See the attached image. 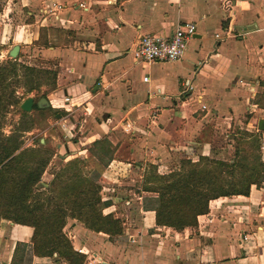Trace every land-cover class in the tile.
Listing matches in <instances>:
<instances>
[{
	"label": "crops",
	"instance_id": "crops-1",
	"mask_svg": "<svg viewBox=\"0 0 264 264\" xmlns=\"http://www.w3.org/2000/svg\"><path fill=\"white\" fill-rule=\"evenodd\" d=\"M55 6L58 17L47 11ZM185 22L194 23L197 33L181 60L135 59L141 36L169 35ZM48 26L72 29L81 39L74 48L45 47ZM22 43L43 44L45 57L59 61L58 87L46 97L48 107L58 117L63 109H85L91 131L79 142L80 154L103 137L116 148L112 165L136 172L149 162L162 173L179 157L214 156V132L230 133L244 124L261 132L264 161V130L258 128L264 118V0H0V45L9 52L20 44L24 51ZM39 100L34 107L46 109ZM69 119L74 125V117ZM116 197L106 200V209L134 201L138 210L132 212L136 224L124 228V240L77 219L65 228L86 261L96 253L109 264H264V181L248 195L212 200L198 225L184 230L157 224L156 192L142 189L136 200ZM32 235L30 226L0 220V264L22 256L17 244H30ZM31 264L68 262L55 254L33 256Z\"/></svg>",
	"mask_w": 264,
	"mask_h": 264
},
{
	"label": "trees",
	"instance_id": "trees-1",
	"mask_svg": "<svg viewBox=\"0 0 264 264\" xmlns=\"http://www.w3.org/2000/svg\"><path fill=\"white\" fill-rule=\"evenodd\" d=\"M2 48L5 46L0 45V50ZM44 77L50 80L47 91L57 89L58 71L39 70L20 62L19 58L0 62V220L33 228L28 246L30 264L33 256L55 254L68 264H86V255L75 249L64 231L69 218L82 221L96 232L108 233L111 239L124 232L120 219L103 212L110 202L103 200V186L96 181L101 173L95 172L93 178H87L77 169L70 174V168L74 166L75 169L77 164L76 160H70L65 168L60 169L59 175L54 174L48 194L42 192L40 189L44 185L41 179L49 165L51 151L41 141L37 146L25 145L24 135L33 129L29 121L9 134L2 123L8 108L18 109L23 99L41 89ZM20 86L24 87L22 95L18 91ZM46 96L45 92L40 98ZM17 111L24 118L29 115L20 109ZM93 143L101 147L104 156L110 152L113 154L109 148L113 144L107 138ZM259 147L261 149V141ZM250 156L236 152L230 161L211 156H200L197 161L184 157L179 169L158 175L160 185L143 188L158 193L154 208L157 224L176 230L197 226L198 217L210 211L212 200L248 195L253 184L260 187L264 181V161L261 155L253 159ZM66 173H69L66 175L68 183L59 189V184L64 181L59 180V176ZM23 247L26 248L27 244L18 243L16 252ZM24 257H27L25 250L20 263ZM12 264H15V257Z\"/></svg>",
	"mask_w": 264,
	"mask_h": 264
},
{
	"label": "rangeland",
	"instance_id": "rangeland-1",
	"mask_svg": "<svg viewBox=\"0 0 264 264\" xmlns=\"http://www.w3.org/2000/svg\"><path fill=\"white\" fill-rule=\"evenodd\" d=\"M18 21H20V19ZM47 28H49V26ZM43 32L44 36L42 39V43L47 42V45L45 47L68 45L74 48V40L81 39L78 35H76L74 30L65 29L63 27L56 28L50 26L48 30H45ZM22 44L24 51L21 50L17 56L20 62L35 66L39 70L58 71L59 74L61 68L58 59L45 57L46 55H48V53L45 52L44 55V52L41 51V49L44 47L43 44ZM9 45L7 46L10 47ZM0 51L1 63L7 62L9 59H13L8 56V51L6 49L4 50V48H2V50ZM44 78V83L42 84L41 89L39 91H33L29 95L34 96L36 101L45 92L47 94L46 97H49V95H51L50 93L54 91H47L49 89L50 80L49 77ZM18 91L19 94L22 95L24 92V87H18ZM18 109H20V107H18ZM18 109H7L5 117L2 118L4 130L7 134H9L20 124L24 123L25 121H29L28 124L31 125L33 129L25 133V145L34 146L35 144L37 146L39 145L41 139H45L42 143H45V148L47 150H50L52 153L49 165L41 179L44 187H42L40 190H42V192H46V194H48L47 192H49V185L54 178V174L59 175L60 169L65 168L70 160H76V168L74 169V166H72L70 168V174H72L74 170L76 172L77 169H80L82 176L87 178H93L95 172L101 173V176L97 178L96 181L103 186V188L101 189V196L104 201L110 200V198H117L116 195H119V198L122 201L128 200V198H134L136 200L137 193H141V190L145 188L144 186L160 185L161 180L157 176L160 174H167L171 170L179 169L181 159L184 158L179 157L177 160H173L174 162L171 163L170 169L164 168L162 170V173H158V166L153 165L149 162L144 166H141L144 169H137L136 172H130V167H126V165H123L122 163L119 164L118 162H114L113 165L111 164L112 159H110V157L112 155L114 156V153L116 152V148L114 147H109L110 151H113V154L110 152L109 154H106L104 156L101 147L92 143L88 147L87 151L81 154L79 153L82 150L79 147L81 145L79 142L86 141L84 137L88 136L91 131V122L89 120V117L86 115V111L84 108L81 109L76 107L74 109H70L69 111L63 109L60 112V114H62L61 117H58L56 111L51 107H46V109H37L34 107L32 111L26 112L29 113V115H27L25 118L22 117V114L17 111ZM71 116L74 117V125L71 124V121L69 119ZM243 126L244 124L236 125L233 131L230 133L224 131L220 133L214 132L216 152L215 155L211 157L230 161L235 157L236 152H239L241 155L245 153L250 154L251 159L257 157V155H261V149H259L260 141L262 145V137L260 135L261 132L250 131L253 132L250 133L248 132L249 130H246V128ZM101 139L104 138L102 137ZM83 148H86V146H84ZM122 151L123 150L118 153V156L121 155ZM69 173H66L62 177L59 176V180H64L63 183L59 184V189L67 185L69 178H66V175H68ZM117 187L123 188V191L120 192L119 190H117ZM126 196L128 198H123ZM116 208L117 209L112 212L109 211L110 209L105 208L103 212L104 214L112 213L115 218L120 219L122 221L123 229H126V227L128 228L130 225L136 224L132 219L133 213L137 210V206L135 205L134 201L132 202V204H118L116 205ZM121 213L124 215H121ZM72 220V218L68 219L66 225L67 227L69 221ZM121 235L122 236H114V239L124 240L125 233L123 232ZM26 244L27 247H23L25 251L30 245L29 243ZM28 250L27 257H24L23 263L21 264H30ZM20 258L21 255H18V257L16 256L15 264H20Z\"/></svg>",
	"mask_w": 264,
	"mask_h": 264
},
{
	"label": "built area",
	"instance_id": "built-area-1",
	"mask_svg": "<svg viewBox=\"0 0 264 264\" xmlns=\"http://www.w3.org/2000/svg\"><path fill=\"white\" fill-rule=\"evenodd\" d=\"M114 1L115 0H108V3H113ZM79 5L81 7H86L85 2H80ZM57 9L58 6L57 8L55 6L47 11L56 16ZM229 32L230 31L226 32V35L229 34ZM196 33V25L192 22H185L178 24L169 35L145 34L140 37L134 46L133 55L136 60L147 63L176 62L184 57L188 44L193 38H195ZM215 37L221 39L224 36L222 34H216ZM149 79V76H145L144 81H149ZM69 101L70 98L66 97V102L68 103ZM126 130H128V128ZM86 264L109 263L103 260V258L98 256L96 253H91V255L87 258Z\"/></svg>",
	"mask_w": 264,
	"mask_h": 264
},
{
	"label": "water",
	"instance_id": "water-1",
	"mask_svg": "<svg viewBox=\"0 0 264 264\" xmlns=\"http://www.w3.org/2000/svg\"><path fill=\"white\" fill-rule=\"evenodd\" d=\"M20 44H16L13 46V48L11 50H9L8 52V56L10 58H13V59H16L19 52H20ZM45 105H44V104ZM34 105H35V97L34 96H28L26 99H24V101L21 103L20 105V109L24 112H30L33 110L34 108ZM50 104H49V101L46 97H42L39 101H38V106L40 108H44V107H48ZM60 117V115H59ZM258 128L260 130H264V118L260 119L259 121V124H258Z\"/></svg>",
	"mask_w": 264,
	"mask_h": 264
}]
</instances>
